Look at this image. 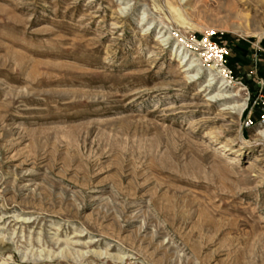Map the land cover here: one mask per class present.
Listing matches in <instances>:
<instances>
[{"label": "rangeland", "instance_id": "rangeland-1", "mask_svg": "<svg viewBox=\"0 0 264 264\" xmlns=\"http://www.w3.org/2000/svg\"><path fill=\"white\" fill-rule=\"evenodd\" d=\"M0 264H264V0H0Z\"/></svg>", "mask_w": 264, "mask_h": 264}, {"label": "bare ground", "instance_id": "bare-ground-1", "mask_svg": "<svg viewBox=\"0 0 264 264\" xmlns=\"http://www.w3.org/2000/svg\"><path fill=\"white\" fill-rule=\"evenodd\" d=\"M207 44L210 46V47H212L211 45H213V44H211L209 41H207ZM215 50V49H214ZM217 53H218V51H217ZM220 56V55H219ZM222 56H220V59H222L221 58ZM221 61V60H220ZM222 65V64H221ZM191 66V65H190ZM225 69H223V71H224ZM219 72H222V70H220ZM205 87H210V85L209 84H206V86ZM237 106V105H236Z\"/></svg>", "mask_w": 264, "mask_h": 264}]
</instances>
